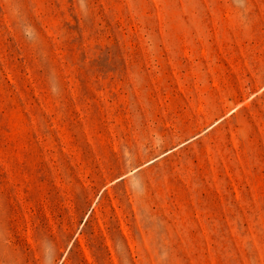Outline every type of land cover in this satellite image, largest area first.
<instances>
[{"label":"rangeland","instance_id":"obj_1","mask_svg":"<svg viewBox=\"0 0 264 264\" xmlns=\"http://www.w3.org/2000/svg\"><path fill=\"white\" fill-rule=\"evenodd\" d=\"M0 264H264V0H0Z\"/></svg>","mask_w":264,"mask_h":264}]
</instances>
